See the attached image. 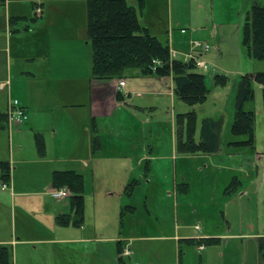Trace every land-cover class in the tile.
Listing matches in <instances>:
<instances>
[{
  "label": "crops",
  "instance_id": "1",
  "mask_svg": "<svg viewBox=\"0 0 264 264\" xmlns=\"http://www.w3.org/2000/svg\"><path fill=\"white\" fill-rule=\"evenodd\" d=\"M23 1L0 0V131L4 133L3 127H7L10 137L14 138L13 163L21 171L26 170L28 163L34 164L43 181L33 189H28L31 186L27 184L16 187L12 182L9 191L1 190L0 245L13 248L16 262L27 243L50 245L55 257L52 264H78L87 257L89 243L100 254L105 251L103 242L116 240L117 263L119 257H131L134 250L130 246L135 241L146 238L171 245L174 254L168 264L181 263L180 242L194 246L199 260L205 264L212 255L224 258L226 249L234 243L253 253L250 264H259L257 239L264 237V227L248 233L243 229L253 225L260 228V222L264 224V212L260 209V206L264 208V178L256 163L253 168L249 166L251 156L257 161L262 156L247 146L232 144L243 142L242 135L230 133L237 138L223 144L221 131L229 122L231 126L234 109L227 114L223 128V116L219 117L218 151L178 153L176 110L182 113L188 110L179 102L176 109L171 78L145 76L137 69L124 71L121 78H94L86 34V0H32L30 11H22ZM125 1L136 9L138 23L159 40L155 27L163 19L164 0ZM196 1L202 12L196 22L199 24L196 36H205L200 41L207 42L212 32L213 39H220L222 23L229 28L236 25L231 32L236 47L234 54L216 56L221 72L213 67L208 73L214 76L226 72L236 79L250 73L244 68L250 58L241 43V18L253 3L261 4L260 0H226L227 15L219 16V21L214 15L216 0H209V4H203L205 0ZM206 10L212 12L209 28L203 25L207 21ZM171 26L168 22L161 36L168 32L170 39L166 45L175 55L181 54L184 61L189 38L186 37L185 45L181 44L170 31ZM219 39L215 48L217 51L219 48L222 56L223 43ZM231 56L235 66L228 69L224 65ZM201 58L214 59V54L207 52ZM120 80L124 81L121 88L118 87ZM225 88L213 84L209 90L211 97L218 98ZM255 89L261 90L259 86ZM10 100H17L27 115L17 126L9 125L6 119ZM164 124L165 138H161L164 132L155 129ZM12 129L15 130L11 132ZM134 131L138 134L135 138ZM36 135L41 136L44 145L41 156L35 150ZM195 141H200L199 136ZM0 162L8 163L4 159ZM64 171L82 175L84 194L93 195V210L85 212L83 225L60 226L56 217L59 213L69 215L67 198L59 201L44 196L43 189L52 186L53 172ZM137 189L147 194L154 190V195L161 194L167 199L163 201L168 207L167 228L162 230L164 233L139 236L133 232L129 235L128 231L124 235L128 238L127 244L121 239L116 216L134 213L131 196ZM29 196L38 198V205L30 209L35 217L31 221L25 219L28 208L24 199ZM124 196L130 201H125ZM15 198H19L16 204ZM123 202L127 204L124 209ZM153 212L157 214L155 208ZM149 264L164 263L158 259L157 263Z\"/></svg>",
  "mask_w": 264,
  "mask_h": 264
},
{
  "label": "trees",
  "instance_id": "2",
  "mask_svg": "<svg viewBox=\"0 0 264 264\" xmlns=\"http://www.w3.org/2000/svg\"><path fill=\"white\" fill-rule=\"evenodd\" d=\"M86 34L90 45L91 74L94 78H121L128 69H137L142 75H152L159 79L171 78L175 98L191 108L175 116V146L178 153L212 154L218 151L220 120L203 119L198 134L200 141H195L197 118L193 108L205 102L209 90L205 85L204 75L195 66L194 58L184 61L171 59L169 47L138 23L136 9L125 0H86ZM241 43L250 59L264 60V5L253 3L250 6L242 25ZM201 54L204 53L198 51L194 56L201 59ZM209 65L204 71L213 69L214 66ZM227 81L225 75L213 76V84L216 86L223 87ZM254 85L261 88L264 105V72L241 75L236 84L230 126L233 136H245L243 142L232 144L244 145L251 150H254L255 143V114L250 109H244V106L253 99ZM35 143L38 154L43 155L44 145L40 135L35 136ZM0 181L6 184L9 181L7 162H0ZM51 184L53 187H66L69 190L72 221L78 226L83 213L82 175L73 171L53 172ZM132 185L133 183L127 185V188ZM70 217V214L58 215L56 222L60 226H66L70 223ZM257 254L259 264H264V237L257 239ZM117 263L127 264L123 257H119ZM0 264H13L12 254L7 246L0 245Z\"/></svg>",
  "mask_w": 264,
  "mask_h": 264
},
{
  "label": "rangeland",
  "instance_id": "3",
  "mask_svg": "<svg viewBox=\"0 0 264 264\" xmlns=\"http://www.w3.org/2000/svg\"><path fill=\"white\" fill-rule=\"evenodd\" d=\"M32 0H24L23 6L25 8L22 9V11H30ZM203 1V0H202ZM203 4H209V0L203 1ZM220 3V4H217ZM260 3L264 5V0H260ZM197 1L196 0H164L163 4V19L158 23L157 27V33H159V40L163 44L168 45V39H170V36L168 35V32L165 34H162L161 31L167 30L168 22L172 23V26L170 27V31H172L174 37H176L181 44L185 45L186 37L188 36V49L184 54L189 53V42L190 40H202L204 37H197V31L198 26L197 20L198 16L200 17L201 11L197 8ZM229 4L226 0L219 1L216 0L215 3V17L216 20L219 21V16H222L223 18L226 17V9L228 8ZM211 9V7H210ZM32 11V10H31ZM30 13V12H29ZM206 22H203V25H206V27L211 26V20L210 16L212 15V12L210 10H206ZM245 13V12H243ZM244 15V14H243ZM242 15V23L244 21V17ZM191 20V21H190ZM189 21L192 22L191 25H189ZM207 23L209 25H207ZM216 23V22H215ZM217 24H220L219 22ZM222 27L219 30L220 39L219 41H222V56H220L219 48L218 51L215 48V42H218V39H213V32L208 39L207 43L210 45L211 49L208 51L210 54H214V59H205L201 58L203 61L210 63L214 66V70H217L218 72H221L220 66L216 63L217 57L223 58L226 53L233 55L234 50L236 47H234L233 39L234 35L231 38V32H234L236 29V25L232 24L230 25V28L225 24H221ZM181 29L185 30V33H180ZM230 29V34L229 30ZM154 30V28H153ZM193 30V31H192ZM190 34L193 35L192 38H190ZM210 34V33H209ZM184 38V41L182 40ZM212 38V40H211ZM181 40V41H180ZM216 40V41H215ZM177 60H182L183 56L181 54L176 53ZM233 56L229 57L227 59L225 67H228V69H231V67L235 66L233 65ZM235 60V59H234ZM226 61V59H225ZM217 64V65H216ZM216 67V68H215ZM222 67V66H221ZM244 68H247L251 72H264V60H253L250 59V62H247V65L244 66ZM224 69V68H223ZM200 73L204 75L205 79V85L208 90L212 89L213 87V74L208 73L209 71L199 70ZM221 75H225L227 77V83L224 87V91L221 95L218 96V98L214 99L211 97V91H209L207 99L204 103L196 105L193 109L195 112V116L197 118V129L195 133V140L198 139L199 129H200V123L205 118H212L215 120H219L220 116H223V126L222 128L227 124V114L231 113L234 109V101H235V90H236V84L239 80V78L236 79L235 75L220 73ZM234 82L236 83L235 86ZM254 85L253 87V99L249 102H247L244 106V109L252 110L255 114V120H254V138L257 139L256 143H254V151L259 153L258 156H262L261 161H257L255 157L250 158L249 166L250 168H253V163H256L257 170L260 172L261 175H263L264 178V105H263V99H262V91L259 89L258 91L255 89ZM231 88L233 89L231 92ZM176 101V109L178 107V102L183 106L184 110H190L191 108L178 99ZM171 109V106H169ZM182 110H176V113H182ZM165 124L161 127H158L155 129L156 132H164L163 136L161 138H165ZM230 122L226 129H222L221 136L223 140V144H225L227 141H230V139H234L237 137H233L229 132ZM5 129L4 133L0 131V159L6 160L9 163V181L8 186L2 189L3 183L0 181V192L1 190H7L11 189L12 182H14L15 186L17 185H25L28 186V189H33V187L38 186L39 183L43 181V177L40 174L36 173L35 165L32 163H28L25 167L26 170L21 171V167L18 166V164L13 163L11 160V155L14 153V138L10 137L11 134L8 132L7 127H3ZM135 129V128H134ZM12 129L11 132H13ZM134 138L138 136L136 131L133 132ZM36 150V148H35ZM37 152V151H36ZM38 154V153H37ZM14 159H16V155L14 156ZM172 170V165H171ZM155 173H158L156 170ZM66 188V187H65ZM67 189V188H66ZM7 190V191H9ZM68 190V189H67ZM44 196L47 198H50L47 194V188L43 189ZM85 196V197H84ZM93 195L91 194H84L83 192V213H82V221L80 222L81 225H83L85 220V212H89L93 210V202L92 199ZM132 200L131 202L134 204V213L128 214L125 212V214L118 213L116 216L117 220V228L119 229V232H122L121 239L126 240L125 243L129 244L127 241L128 238H124V235L127 234L129 231V235L131 233H138L139 235H145L151 234V233H164V229L167 228L166 224V217L168 216V207L164 200H167L166 198H162V195H154V190L151 191L150 194L144 193L141 190H136L135 193L131 196ZM19 198H15V204L18 202ZM123 199L126 201L128 200L127 196H124ZM67 205L69 211L67 214H70V223L68 225L75 226L72 219L73 216L70 212V206H69V197L67 198ZM117 202V200H115ZM130 201V200H128ZM115 202V203H116ZM24 203L25 206L28 208L25 213L27 214L25 219L28 221H31L30 219L35 218L33 214L31 213L30 209L36 207L38 205V198L36 197H25ZM113 203V204H115ZM127 206L126 202L121 204L122 209ZM146 206V207H145ZM151 211L148 212V210ZM154 208L157 210V214H154ZM261 212H264L263 206H260ZM61 213L57 214L60 215ZM157 221L155 218H157ZM56 223V222H55ZM166 224V225H165ZM67 225V226H68ZM136 225H139L137 227ZM260 228L257 225H253L250 228H247L244 226L243 232H256L260 231L262 227H264V224L260 222ZM116 227V225H115ZM115 230V228H114ZM116 234H118L117 229L115 230ZM141 231H144V234L140 233ZM113 234V232H110ZM106 237H108V234H105ZM120 239V238H119ZM89 250L87 257L84 258L82 261L80 260L78 264H117L116 263V240L109 241L106 240L103 242L105 251H100V254L97 253L92 245L93 243H89ZM131 245V243H130ZM207 246V245H206ZM209 247V246H208ZM221 247V245H220ZM10 251L13 255V264H52L55 261V257L51 251L50 245H44V244H25L22 247V253H21V259H17V262L15 261V252L13 248ZM134 252L132 253L131 257H123V259L126 261L127 264H133L136 262L137 264H149L157 263V260H161L164 264H168L171 260H173V249L171 245L168 242H161V240H140L135 241L131 246L130 250L132 249ZM247 248V246H246ZM180 254V264H203L202 261L199 260V253L196 251V248L190 244H186L184 242H180L179 244ZM216 252V251H215ZM46 254V257L44 258V255ZM254 255L250 250L241 249L239 246L234 245V243H230L228 249H226L224 258H217L215 255H212L210 258L207 259L205 264H250L249 260L252 259L253 261ZM72 257L69 259L67 258V261H71ZM82 262V263H81Z\"/></svg>",
  "mask_w": 264,
  "mask_h": 264
},
{
  "label": "built area",
  "instance_id": "4",
  "mask_svg": "<svg viewBox=\"0 0 264 264\" xmlns=\"http://www.w3.org/2000/svg\"><path fill=\"white\" fill-rule=\"evenodd\" d=\"M39 11V10H38ZM185 30L181 29V33H184ZM210 45L206 42H202L200 40H190V48L189 53L186 55V58H194V63L197 69L199 70H207L210 65L209 63L195 57V52L200 53H206L210 50ZM175 53L173 51H170V58H175ZM156 62V61H154ZM158 63V62H156ZM124 81L120 80L118 82V87H123ZM6 119L9 125L17 126L21 123H23L27 119L26 112L23 107L18 103L17 100H10L8 104V108L6 111ZM6 185H3V188H5ZM48 195L54 199V200H65L69 197L70 192L65 187H49L47 190ZM127 254V253H126Z\"/></svg>",
  "mask_w": 264,
  "mask_h": 264
}]
</instances>
